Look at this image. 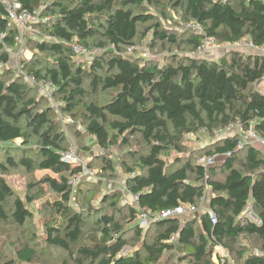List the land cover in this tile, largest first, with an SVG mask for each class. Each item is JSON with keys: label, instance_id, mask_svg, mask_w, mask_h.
<instances>
[{"label": "trees", "instance_id": "obj_1", "mask_svg": "<svg viewBox=\"0 0 264 264\" xmlns=\"http://www.w3.org/2000/svg\"><path fill=\"white\" fill-rule=\"evenodd\" d=\"M16 1L26 11L44 3L42 14L51 18L33 25L39 34L27 36L24 44L31 46L32 56L29 60L19 57L18 66L35 81L51 83V94L62 99L60 115L73 118L62 123L52 106H42L32 95L33 88L22 75H14L11 68L0 72V143L22 141L17 159L7 156L0 161V219L11 218L23 226L31 217L25 200L7 182V171L17 167L28 172L48 170L56 177L45 175L40 182L59 194L60 200L53 203L54 219L43 221V244L67 254L53 264H159L163 254L172 250L185 264H217L213 259L217 246L227 250L233 264H264V154L251 145L237 149L238 134L217 133L239 122L264 138V94L257 88L264 76V57L229 49L219 60L187 53L160 64L123 50L150 30L151 46L156 39L176 43L183 36L193 52L206 36L218 44L248 38L264 46V0ZM167 6L182 21L200 24L203 31L170 33L158 20L167 18ZM7 25L8 13L0 0V33L4 34L0 63L9 61L7 45L17 48L18 31L15 26L6 29ZM73 42L88 50L95 42L101 49L88 68L74 59ZM86 83L93 91L108 93V98L101 103L85 102ZM80 107L83 110L75 112ZM77 122L102 149L138 144L137 139L147 146L146 152L128 147V160L121 161L124 186L130 195H137L136 206L127 204L124 209L119 204L120 187L101 191L89 180L72 186L70 179L78 167L63 161L61 153L70 148L65 129L80 135ZM200 129L214 134V140L190 150L184 147V135ZM30 142L36 143V149L26 146ZM170 151L174 158L167 162ZM199 151L220 155L221 163L205 167L197 161ZM86 165L92 169L90 162ZM114 169L105 157L96 177L104 178ZM206 188L210 190L206 210L150 222L153 235L145 237L140 247L125 251L131 245L130 233L136 238L144 235L139 209L153 216L180 204L197 206ZM85 192L90 197L73 208L78 195ZM95 194L100 196L97 204L91 202ZM33 198L26 199L31 203ZM248 202L258 221L243 212ZM209 211L214 213V222ZM88 215L92 225L86 228ZM125 217L126 226L120 221ZM241 235L256 237V252L237 248ZM14 254L15 259L2 264H34L37 249L25 244Z\"/></svg>", "mask_w": 264, "mask_h": 264}, {"label": "rangeland", "instance_id": "obj_2", "mask_svg": "<svg viewBox=\"0 0 264 264\" xmlns=\"http://www.w3.org/2000/svg\"><path fill=\"white\" fill-rule=\"evenodd\" d=\"M161 2H165V1H161ZM167 8L168 11H165L167 13V18L162 19V17H160L158 19L160 20L162 27L169 30V32L172 30L183 32L180 31V29L182 28V24L185 21H182L180 19V16L178 12H176V10L170 9V7L168 6ZM162 10H164V8ZM147 24L142 25L140 27L141 32L144 30ZM152 40H153V35H152V30H150L148 31L147 35L141 40L136 39L133 45L123 47L124 54H129L131 56H134L135 58L154 60L160 64L162 63L164 64L166 62L171 61L173 57L180 58L187 53H192L193 55L198 56L196 50L194 52L189 50L185 37L183 36L177 37L176 43H172L168 41L162 42L161 40L156 39L154 41L155 42L154 45L151 46ZM94 43L95 42H91L89 48L90 53L88 55L76 54V57L74 58L76 62L83 64L85 68H88V64L92 60L94 55L100 53L101 51V49L96 47L97 45ZM24 48L28 49L32 54L31 46L25 45ZM18 50H19V46H17L16 49H11L8 51L9 61L8 63H3L2 65H0V72H2L6 68H11L15 71V73L13 72V74L14 75L16 74L17 60H20L19 57H22L20 55L18 56L17 60L15 59ZM227 50L229 49L223 47L222 43L221 44L216 43L215 48H213L209 52V54L206 55V57L207 59L219 60L220 58H222L224 55L227 54L226 52ZM239 52H243L247 54L249 53L246 50L243 51L240 50ZM21 59L27 60L25 57ZM25 73L26 72L23 71L21 72V74H25ZM100 74H102V72H100ZM14 75L10 74V76H14ZM23 79L25 80V77H23ZM26 83L33 88L32 95L39 100L42 106H46V105L52 106L56 113V116L58 115V117L61 118V120L62 118H64L59 113V104L62 103L61 96L59 95L54 96L52 94L48 96L45 94L42 86L40 85L36 86L29 80L26 81ZM257 88L262 94H264V88L262 86V83H258ZM85 91H86V95L83 99L85 102L101 103L108 98V93L105 94L102 90L93 91L89 83L85 84ZM82 110L83 108L80 107L75 112H79ZM71 118L70 117L64 118V121L61 122L62 123L72 122ZM77 127L80 129L79 136L75 134L74 129H70L69 127L68 129H65V131L67 135V140L69 142V146L71 145V142L77 146L78 153L80 157L83 158L84 162L86 164L90 162V165L92 166V170L94 172H96V170H99V167L102 164V159L105 157L110 158V160L113 162L115 166L114 169L115 171L113 173H110L108 171L106 173L107 175H105L104 178L93 177L89 181L96 182L100 186L101 191H106L109 189L120 187L123 193L119 204L121 206L127 204L136 206V200H134V198L132 197L133 195H130L124 186L126 180V173L121 167V161L125 159L128 160L125 154L128 147L143 150L142 152H146L147 146L144 143H142L139 139H137L136 142H138V144L137 143H133L131 145L115 144L106 149H102L97 145L94 136L85 133L84 130L81 128L80 124H78ZM221 133H222L221 135L230 134V133L233 134V132H228V131H222ZM191 134L192 136L189 139L183 138L182 141L183 146L187 147L189 150L191 148L204 146L205 144L210 143L214 140L213 139L214 134L209 135L204 129H200L199 131ZM21 145H22V141L19 139H15L14 141L8 143H0V161H4L7 156H12L15 157V159H17L18 156L20 155V150H18V148ZM26 146L33 150L36 149L35 142H30V144ZM259 149L264 154V148L260 147ZM173 156H174V151H170L169 155L166 156L167 162H170L174 158ZM198 156H197L198 159L197 157H195V159H197L199 163L204 162L202 160H207L208 158L212 157L213 161L208 166L212 164L219 165L222 159L220 155L207 156L206 151L204 152L199 151ZM239 156L242 157L243 156L242 153ZM45 175L56 177L55 174H53L51 171L48 170L36 169L32 172H28L23 167H17V168H10L7 171L5 175L7 182L15 192V195L25 200L26 207L29 208V210L31 211V217L26 221V223L23 226H19L16 223H14L11 218H9L8 220L0 219V264H2L5 260H8L10 258L15 259V254H14L15 250H17L19 247L25 244L35 247L37 249V254L33 261L34 264H53L55 262L67 258V254L61 251L60 249L51 248L43 244V235H44L43 221H45V219H50V218L54 219L53 203L57 200H60L59 194L53 192L47 184L40 182L42 177ZM218 176L222 177V172H220ZM109 183L112 186L109 187L108 186ZM209 193L210 190L206 188L205 193L203 194L202 198L199 200L200 201L198 203L199 205L196 206L197 212L195 213V215H199L201 211H204L209 207V203H208ZM32 196H34V198L31 201V203H29L26 198ZM87 197H90V193L85 192V195H78V198H76L77 201L73 202V208H78L80 205L84 204V200ZM91 202L93 204L99 203L100 202L99 194H95L94 196H92ZM125 208L126 207H124V209ZM120 221H122L125 224V226L127 225L128 222L127 217L120 218ZM91 225H92V218L91 216L88 215L86 228L91 227ZM149 226L150 224L146 227H142L144 235L141 238L134 237L133 233H130L128 235L127 238H129L131 245L125 248V251H130L132 248L140 247L145 237L149 239V237L153 235L155 229L154 227L152 226L149 227ZM148 230H149V234L146 235ZM239 246H242L247 250L256 252L258 248V240L256 239L255 236L241 235L237 241V248H239ZM214 251H215L214 252L215 255L213 256V259H217V256L227 252V250H225V248L222 246L215 247ZM216 254L218 255L216 256ZM178 256L179 255L177 250L165 252L161 257L159 264H185V262H181L178 259Z\"/></svg>", "mask_w": 264, "mask_h": 264}, {"label": "built area", "instance_id": "obj_3", "mask_svg": "<svg viewBox=\"0 0 264 264\" xmlns=\"http://www.w3.org/2000/svg\"><path fill=\"white\" fill-rule=\"evenodd\" d=\"M3 4L5 5L6 11L8 13V25L6 26V29L11 26H15L18 35L15 39L16 41V47L19 46V50L16 53L15 59H18V56L25 57L26 59H29L32 54L31 52L24 48V44L26 41V37H35L39 33L38 31L33 27L36 23H47L51 19L48 15H43V10L45 8V4L41 3L39 6L31 11L23 10L20 3L16 0H1ZM195 31L201 33L203 31V28L200 24H198L195 21H189L184 22L182 24V28L180 31ZM4 34L3 32L0 33V42L3 40ZM216 43L212 37H204L201 40V43L196 48V53L200 57H206L209 52L215 48ZM72 50L75 54H83L88 55L90 53V50H88L84 45L79 44L77 42L71 43ZM223 47L227 49H238V50H246L251 54H256L264 57V46L263 45H256L254 44L250 39L243 38L241 40H237L233 43H223ZM7 49L11 50L13 49L10 46H6ZM3 63H0L2 65ZM17 70L16 75H22L25 77L26 80H29L33 84L40 85L43 87V90L46 95L50 96L53 90V86L49 82L35 81L31 76H28L26 74H21V69L18 66L17 63ZM258 83H262V86L264 88V76L260 79ZM258 85V84H257ZM62 121H64V118H62ZM222 131H228L233 132V134H238L239 138L237 141V149L242 148L243 146L251 145L255 146L257 148L264 147V138L259 135L252 127H249L247 129H244L243 126L239 122H233L229 124L224 129L217 130L218 134H222ZM231 134V133H230ZM192 136L191 133H186L184 135L185 139H189ZM62 159L63 161L69 163L71 166L78 167V171H76L73 176L70 179V183L72 186H75L79 182L90 180L93 177H96V172H94L92 169H90L86 163L84 162L83 158L80 157L77 146L71 142L70 148L67 151H63L62 153ZM202 164L205 167H208L209 164L213 161L212 157L208 158L207 160H202ZM108 186H112L110 183ZM134 200H136L137 195L132 196ZM197 211L196 206L190 205V204H180L173 208H167L163 209L160 212L156 213L153 216L148 215L144 211V209H139L138 212V221L141 227H146L150 224V222L157 220V219H163V218H170L175 216H185V215H192ZM243 212L246 213L247 217L253 221H258L256 215L252 211V207L250 203H247V205L244 207ZM210 220L212 222L215 221L214 213L209 211ZM214 261L217 264H233V261L229 255L228 252H225L223 254H220L217 259H214Z\"/></svg>", "mask_w": 264, "mask_h": 264}, {"label": "crops", "instance_id": "obj_4", "mask_svg": "<svg viewBox=\"0 0 264 264\" xmlns=\"http://www.w3.org/2000/svg\"><path fill=\"white\" fill-rule=\"evenodd\" d=\"M262 148H264V147H262Z\"/></svg>", "mask_w": 264, "mask_h": 264}]
</instances>
